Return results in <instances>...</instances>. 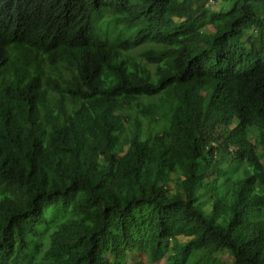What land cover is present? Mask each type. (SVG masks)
<instances>
[{"label":"trees","instance_id":"obj_1","mask_svg":"<svg viewBox=\"0 0 264 264\" xmlns=\"http://www.w3.org/2000/svg\"><path fill=\"white\" fill-rule=\"evenodd\" d=\"M128 253L264 264V0H0V264Z\"/></svg>","mask_w":264,"mask_h":264},{"label":"rangeland","instance_id":"obj_2","mask_svg":"<svg viewBox=\"0 0 264 264\" xmlns=\"http://www.w3.org/2000/svg\"><path fill=\"white\" fill-rule=\"evenodd\" d=\"M226 4H223L222 2H218V3H207V7L210 8L212 11H218L220 10L221 8H226ZM196 18L197 19H200L201 16L199 14L196 15ZM178 19L181 21L182 20V17L179 16ZM203 32H210V29L209 28H203L202 29ZM261 149H258L257 150V155H261ZM39 239L41 240V242L43 243H48V236H47V233L41 235L39 237ZM179 241L180 242H185L187 241L186 238L184 237H179ZM47 245H45L46 247ZM44 247V248H45ZM43 252V251H42ZM29 255H30V261L33 263L35 261H39L40 260V252H36L34 251L33 249L29 252ZM217 262L216 264H232L233 262V257L230 253H225V254H218L217 257ZM124 264H166V261L165 259H161L160 261L156 262V263H149L145 257V255L143 254H131V253H128L126 255V258H125V261H124Z\"/></svg>","mask_w":264,"mask_h":264}]
</instances>
